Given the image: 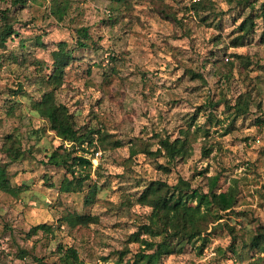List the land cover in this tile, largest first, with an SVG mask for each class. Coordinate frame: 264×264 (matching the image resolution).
Masks as SVG:
<instances>
[{
    "label": "rangeland",
    "instance_id": "374dc122",
    "mask_svg": "<svg viewBox=\"0 0 264 264\" xmlns=\"http://www.w3.org/2000/svg\"><path fill=\"white\" fill-rule=\"evenodd\" d=\"M68 1L69 11L59 21L51 0H26L17 7L0 0V23L19 32L0 47V161L11 183L25 186L15 196L0 191V264H37L36 258L59 264V246L73 247L83 264H132L143 245L130 235L151 210L137 201L144 186L150 180L174 184L182 177L206 190V178L213 175L219 177L217 192L236 182L235 206L222 212L221 225L210 224L202 253L187 244L155 264H248L251 253L239 248L241 239L233 241L229 228L246 239L264 225V122L256 120L264 119L262 18L241 45L233 46L249 11L240 9L239 0H209L222 14L207 21L194 14L192 3L198 0ZM79 26L89 28L93 42L74 51L56 97L77 127L108 132L122 144L90 147L89 178L77 190L63 192L65 170L49 163V156L70 144L32 111V103L51 88L42 81L50 72L51 50L59 41L72 45ZM230 69V78L223 79ZM246 91L250 110L230 126L224 103L209 105L210 99L233 100ZM185 129L192 136L191 154L172 162L169 171L159 167L167 165L164 157L130 154L134 143L155 142L154 132L174 138ZM203 148H211L208 155ZM68 213L95 221L70 226L61 221ZM40 223L52 232H32ZM233 242L238 253L229 249Z\"/></svg>",
    "mask_w": 264,
    "mask_h": 264
},
{
    "label": "trees",
    "instance_id": "16d2710c",
    "mask_svg": "<svg viewBox=\"0 0 264 264\" xmlns=\"http://www.w3.org/2000/svg\"><path fill=\"white\" fill-rule=\"evenodd\" d=\"M111 1L120 4L128 0ZM255 1H238L240 9L244 11L249 9V11L240 24V29L243 33L233 42V46H239L243 43L241 39L253 31L257 18H262L264 25V0L258 7H254ZM9 2L10 6L17 7L18 5L24 6L26 0H9ZM69 8L68 0H51V13L59 21L65 18ZM192 8L194 9V14H197L201 21H207L211 17L213 20L222 14V12L216 10V7L209 0L194 1ZM9 10L10 8H5V14ZM3 14L2 12L1 15ZM171 19L172 21H177L176 17L172 16ZM74 32L76 33V38L72 45L69 46L66 41H59L55 44V48L51 50L50 72L43 79L41 78L43 83L51 85V88L43 91L32 103V111L46 120L50 129L57 136L70 144L69 146H60L62 149L61 153L57 154L54 152L49 156V163L61 166L65 170L66 176H64L60 184V190L63 192L77 190L89 178L92 162L91 158L87 157L85 153L89 152L90 147L97 149L100 146L103 150H108L122 144L120 140L111 139V134L108 132L94 128L87 129L85 126L77 127L68 106L58 101L56 97L55 90L63 84L66 68L75 58L74 51L78 48L87 47L89 44L88 40L91 43L93 42L87 26L75 27ZM18 33L11 24L3 20L0 23V47H5L7 40L14 35H18ZM39 45H43V43L39 42ZM233 56L237 59L241 57L238 54H233ZM225 60H229L228 56H226ZM220 63L226 66L225 61ZM233 63L234 61H229L230 67L234 66ZM231 69L228 72H222L223 79L228 80L230 78ZM195 76L202 78L199 73H195ZM218 99L217 101L210 99L208 101L209 105L214 107L219 102L224 103L227 112L226 117L229 118V126L233 124L235 119L240 116L243 117L250 110L251 99L250 93L247 91L239 93L233 100L225 99V97ZM261 119L260 116L256 118L259 123H263L264 119ZM94 134H99V137L94 138ZM151 138H155L156 141H140L139 146L137 143L132 144L130 148L131 156L144 153L148 157H164L167 165L159 164V167L169 171V165L172 162L178 159L184 160L191 154L192 136L188 129L181 131V134L174 138L160 132H154ZM84 144H87V146H83ZM152 145L155 147L154 149ZM78 150L81 152L77 153ZM210 150L211 148H203L202 151L204 155H208ZM68 175H70V178ZM206 179V190L192 187L190 181L182 177H179L174 184H169L164 180H150L144 186L137 201L149 206L151 210L147 215V221L130 235L133 241H138L143 245L140 249V256L134 258L132 264H155L162 255L172 251L180 252L184 245L187 244L194 245L197 251L202 253L203 248L207 245L210 224H214L221 219L222 212L233 209L238 194L235 181L226 191L217 192L215 188L219 177L213 175ZM24 187V185L15 186L11 183L6 165L0 161V191L15 196L23 191ZM61 221L68 223L70 226L77 224L87 225L94 222L95 218L88 214L68 213L61 218ZM216 225H221V223L217 222V224L213 225V228ZM39 229L47 234L52 232L50 225L46 223L33 226L31 231L36 232ZM229 229L233 241L237 238L241 239L239 248L251 253L252 260L248 264H264V225H258L254 232L248 234L246 239L235 227H230ZM142 234H146L148 237H141ZM160 235L162 236L160 241L156 242L153 240V238ZM229 249L233 254L238 253L235 243ZM59 251H61L59 264H83L73 247L64 248L59 246ZM124 254L122 253V256ZM36 261L37 264H46L40 258H36Z\"/></svg>",
    "mask_w": 264,
    "mask_h": 264
}]
</instances>
